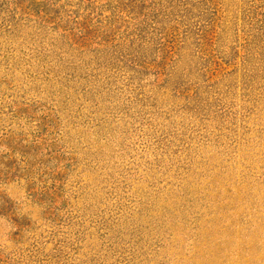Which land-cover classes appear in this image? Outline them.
<instances>
[{
	"label": "rangeland",
	"instance_id": "obj_1",
	"mask_svg": "<svg viewBox=\"0 0 264 264\" xmlns=\"http://www.w3.org/2000/svg\"><path fill=\"white\" fill-rule=\"evenodd\" d=\"M0 264H264V0H0Z\"/></svg>",
	"mask_w": 264,
	"mask_h": 264
}]
</instances>
